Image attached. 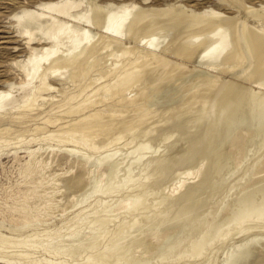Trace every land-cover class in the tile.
Listing matches in <instances>:
<instances>
[{
    "label": "bare ground",
    "instance_id": "6f19581e",
    "mask_svg": "<svg viewBox=\"0 0 264 264\" xmlns=\"http://www.w3.org/2000/svg\"><path fill=\"white\" fill-rule=\"evenodd\" d=\"M13 17L27 54L0 84V151L25 143L39 178L15 209L34 231L3 234L1 260L264 264V0H50ZM133 87L147 94L126 101ZM62 149L72 165L47 177L42 152Z\"/></svg>",
    "mask_w": 264,
    "mask_h": 264
},
{
    "label": "rangeland",
    "instance_id": "374dc122",
    "mask_svg": "<svg viewBox=\"0 0 264 264\" xmlns=\"http://www.w3.org/2000/svg\"><path fill=\"white\" fill-rule=\"evenodd\" d=\"M46 1H50V0H0V84L2 83V81L6 75H13L15 78H17L16 80L18 82L20 80H22V78H23L22 75L19 74L20 71H18V69L13 65V62L15 60L20 59V58H23L27 54V48H26V44L24 42V37L20 36V34L18 32V29L16 26L17 20H15L13 15L15 13L21 11L22 9L28 7V6L32 7L38 3H42V2H46ZM15 91L18 92V93L14 92V94L16 93L15 95H17V94L19 95V93L21 92L17 89ZM130 91H132V92H130ZM151 91H155V90L153 89ZM144 92H145V90H143V88L140 89L138 87L137 89H135V87H133V88L127 90L126 92L125 91L122 92V95H123V93H125L123 98L125 99V97H126V101L133 102V101H137L138 99H141L142 95L147 94ZM132 95H133V97H132ZM127 96H128V99H127ZM120 97L122 98L121 95H120ZM120 97L118 99H121ZM58 100L60 102L61 99L58 98ZM115 100H114V102L117 101V100L116 101ZM61 103H64V102H61ZM46 115H47V113H44V114H42V117H45ZM30 135H31V132L28 133L26 137H31ZM31 138H29V139H31ZM33 144L34 143L31 144L32 148H38L37 143H35V145H33ZM24 146H25V143L23 146L21 145L20 148L19 147L17 148L16 146H13V145H10L8 147L4 146L3 150L0 151V240L4 236L3 234L6 235L5 237H10V238L13 237V239H15V238L18 239V238H20L19 235L24 236L26 233L31 234L34 231V228H31V229L28 228V229L21 231V232L16 231V228H17L16 227V221L18 220V218H20L19 215L21 214L20 211L15 210V209H17V206H20L21 203L26 202V201H28L30 204H33L35 202V200H37L36 197L34 199L33 194L28 195V196L26 195V197H24L26 194V191L28 189L32 188L33 184L35 185V182L38 181V178H39V176L37 177L35 174H33L29 177L25 174V169H26L25 164H26V161L28 160V155H27L26 150H24ZM11 147H13L14 149ZM42 154H43V157L46 158L48 163H49L48 166L46 165V167H45V175L47 177L49 175L55 173V172L58 174H61L63 171L67 170L72 165L69 162L70 158H72V157H70V158L66 157L65 149L56 150L54 152H52L51 150H49V151L44 150L42 152ZM24 165H25V167H24ZM48 167H49V169H48ZM77 169L78 168L74 169V171H77ZM23 170H24V172H23ZM61 180H62V176L60 177L59 182L61 185H63L64 181L61 182ZM29 182H31V183H29ZM62 190L63 191L61 192V194H58L57 198L59 199V201L61 200L60 204L62 202V205H63V204H67L68 200H70L71 197H73V195L71 194V192H67L65 187ZM221 191L219 190V192H221ZM18 194H20V195H18ZM203 195L204 196H202V200L200 202L201 204L204 202L205 198H207L206 193ZM29 196H30V198H29ZM63 199H64V201H63ZM81 201H82L81 203H83V204L79 205V206H85V205H88V203L91 201V199H89L87 201L86 200H81ZM7 203H8V205H7ZM78 203H80V201L74 202L73 204H78ZM256 203L263 205L264 204V197L259 198L256 201ZM68 205H69V203H68ZM70 205H71V203H70ZM79 206H77L76 208H78ZM169 206H171V205H169ZM11 208H13V209H11ZM12 210L13 211L15 210L14 211L15 213ZM59 211L60 210H58V209H57V211L55 210L53 218L51 219L52 222L50 223V225L52 224L51 229L55 228V225L60 223L59 219H61L62 213H61V211L60 212ZM13 215H14V217H13ZM54 219L56 222L53 221ZM43 227L44 226H39L38 228H35V230L42 229ZM13 230H14V232H13ZM22 233H23V235H22ZM16 235L19 237L17 238ZM221 251L222 250L220 249L219 253L217 254L218 260H217L216 264H221V261H222ZM88 254H90V251L88 252ZM123 257H124V255L121 254L120 258H123ZM201 258H203V256H201ZM0 264H6V262L4 260L0 259Z\"/></svg>",
    "mask_w": 264,
    "mask_h": 264
}]
</instances>
